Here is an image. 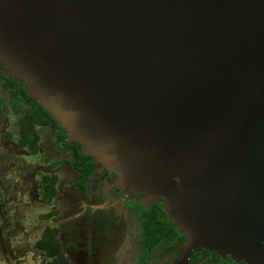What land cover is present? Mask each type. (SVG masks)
<instances>
[{"label": "water", "instance_id": "obj_1", "mask_svg": "<svg viewBox=\"0 0 264 264\" xmlns=\"http://www.w3.org/2000/svg\"><path fill=\"white\" fill-rule=\"evenodd\" d=\"M0 39L5 73L158 190L189 250L178 219L264 264V0H0Z\"/></svg>", "mask_w": 264, "mask_h": 264}, {"label": "rangeland", "instance_id": "obj_2", "mask_svg": "<svg viewBox=\"0 0 264 264\" xmlns=\"http://www.w3.org/2000/svg\"><path fill=\"white\" fill-rule=\"evenodd\" d=\"M6 70L12 74L9 69ZM0 97L5 100L0 104V264H42L40 256L32 251L35 241L48 223L40 221L39 217L57 210L56 220L48 223L57 225V221L69 222L67 215L72 213L77 222L84 226L85 213L80 193L72 190L71 186L77 177L76 173L67 164L63 163L53 171L58 175L56 187L59 189L54 208L35 196L31 174L34 171L51 172L47 169L49 163L72 160V155L56 145L53 126L48 129L37 127L38 144L27 146L24 150L19 149L14 144L15 140L12 141L5 135L8 132H11V136L17 135L19 116L25 113L26 106L15 101L2 87ZM31 148L36 150L35 155L29 153ZM39 175L36 179H39ZM116 187L115 183L95 176L89 189L90 211L97 212L93 214L91 224L87 223L86 226L91 230L94 244L101 240L97 247L93 245L94 251L99 253L95 255V264H137L140 259L139 223L132 210L127 209L124 203L135 200L143 204L147 201L131 192L119 197ZM72 199L74 202L70 204L69 200ZM106 220L116 230L108 242H105L104 234L112 232L111 229L106 230V224L102 223ZM86 226L82 227L83 230ZM64 241L70 244L67 238ZM78 247L82 245L75 249L79 250ZM186 250L187 246L163 243L154 250L148 264H190V252ZM78 254L77 257L83 260V254ZM205 263L206 260L203 259L198 264Z\"/></svg>", "mask_w": 264, "mask_h": 264}, {"label": "trees", "instance_id": "obj_3", "mask_svg": "<svg viewBox=\"0 0 264 264\" xmlns=\"http://www.w3.org/2000/svg\"><path fill=\"white\" fill-rule=\"evenodd\" d=\"M0 87L15 99V101L26 106L25 113L19 116L17 135L11 136V132H8L5 135L6 138H11L12 141L15 140L14 144L18 145L19 149L24 150L27 146L38 144L39 137L36 131L37 127L48 129L50 126H53L55 136L54 141L56 145L60 148L66 149L72 155V160L54 161L49 163L47 169L51 172H35L36 178L38 174H40L37 182L39 185L40 197L45 204L48 206L50 205V207L53 208L55 207V200L58 194L56 187L58 175L53 171L63 163L79 173L80 177L77 185L86 193L89 179L96 171L97 165L94 162V159L82 152L81 146L77 142L68 140L67 133L58 125L57 120L49 115V113L27 93L25 89V81L17 80L6 74L1 65ZM4 102V98L0 97V104ZM29 153L35 155L36 150L31 148ZM135 205L139 208L137 211V218L142 227V257L139 264H146L152 250L164 241L168 243L175 241L181 243L185 242L186 235L166 217L161 200L159 203H153L148 206L141 204H134V206ZM131 206L133 207V205H130V207ZM56 215H58L57 210L52 211L47 215H41L39 220L43 222L48 221L49 223L52 220H56ZM48 217H50V219ZM48 223L46 224L45 222L46 226L43 228L35 248L46 260H53L50 262L51 264H55V258L58 261L57 264H67L68 260H66L64 256V252L58 239L61 226L52 224L48 225ZM200 256V252L193 253L191 256L192 262L196 263ZM208 259L211 264H230L215 252H210ZM236 264L246 263L239 262Z\"/></svg>", "mask_w": 264, "mask_h": 264}, {"label": "flooded vegetation", "instance_id": "obj_4", "mask_svg": "<svg viewBox=\"0 0 264 264\" xmlns=\"http://www.w3.org/2000/svg\"><path fill=\"white\" fill-rule=\"evenodd\" d=\"M0 61H1V63H2V65L4 66V68H5V70L6 69H9L11 72H12V75H18V76H20L18 73H16L14 70H13V68L11 67V65L8 63V62H6L1 56H0ZM5 70H4V72H5ZM6 72L8 73V74H10L7 70H6ZM27 88H28V91L30 92V94L32 95V96H34V97H37V95H36V93L34 92V90H33V88L31 87V85L28 83V85H27ZM61 120V122H62V124L64 125V127L66 128V129H70V131H71V133H70V138L71 139H77L76 137H75V135L73 134V132H72V130H71V128H70V126H69V124L65 121V120H63V119H60ZM84 151L85 152H87V153H90L91 155H93V156H95V158L97 159V162H99V163H96L95 162V160H94V162L96 163V171H95V173L90 177V179H89V182H88V188H87V192L85 193L82 189H81V187L80 186H78L77 185V182H78V180H79V177H80V175H79V173L77 172V171H75V170H73L71 167V169L73 170V171H75V173H76V179H75V182L71 185L73 188H72V190H77L79 193H80V198L82 199V200H80L81 201V203H83V209H84V213H85V222H86V225H87V223L89 224H91V220H92V216H93V214H95V212H97V211H90V208H91V205H90V201H91V197H90V191H89V189H90V187H91V184H92V179L95 177V176H101L102 178H104V180L106 181V182H109V183H115L116 185H117V187L116 188H118L117 189V191H118V196L120 197V196H122L124 193H127V192H131V193H135V194H137L139 197H141V198H144L146 201H147V203H143V204H141V203H138L137 201H135V200H129V201H126L125 203H124V206L128 209H131L132 210V212L134 213V216H135V218H136V220H137V222L139 223V227H140V237H139V243H140V259H139V261H138V263L137 264H139V262L141 261V257H142V245H141V236H142V227H141V223H140V221L138 220V218H137V211L139 210V208H138V206L137 205H135L134 206V204H141V205H146V206H148V205H151V204H153V203H159L160 202V200H161V202H162V206H163V200L162 199H159V201L158 202H150V201H153L154 199H155V197L156 196H153V195H151L150 193H148L147 191H145V190H143V189H139V188H137V187H135L134 186V183L133 182H125L124 180H123V178H122V176H121V174L119 173V176L118 175H116L115 173H111V172H109L108 170H106L105 168H109V170L110 171H113L114 169L112 168V167H110L108 164H106L104 161H102L96 154H95V152L94 151H92L91 149H89V148H87L86 146H85V148H84ZM103 165H101V164ZM59 167H61V165L59 166ZM103 167H105V168H103ZM114 171H116V170H114ZM100 173V174H99ZM32 175V177H33V192L35 193V196L36 197H38L41 201H43L42 199H41V197H40V194H39V185H38V182H37V179H36V174H35V171L31 174ZM114 175H116V176H114ZM126 187V188H125ZM58 190V192H59V189H57ZM141 191H143V192H145V194H146V196L144 195V194H141V193H139V192H141ZM57 196H58V194H57ZM67 198V197H66ZM70 199V198H69ZM44 202V201H43ZM74 202V199H72V200H69V203L70 204H72ZM130 205H133V207L131 206L130 207ZM164 209V208H163ZM165 213H166V211H165ZM69 214V213H68ZM67 217H68V219H69V222H67L66 221V223H64L63 222V220L61 221V222H58L57 221V225L58 226H61V230H60V233H59V236H58V239H59V242H60V245H61V247H62V250H63V252H64V256H65V258H66V260H68V262H67V264H95V259H96V257H95V255L97 256V255H99V253L96 251H94V247H93V245L95 246V247H97V245H99V243L101 242V240H100V242L99 243H97V244H94L93 243V241H92V237H93V235L91 234V230H88V228H87V226L86 225H81V224H79L78 222H77V220L74 218V214H73V216H72V213H70L69 215H67ZM166 217L168 218V216H167V213H166ZM106 219H109L108 217L106 218ZM169 219V218H168ZM170 220V219H169ZM171 221V220H170ZM102 223H105L106 224V226H105V228H106V230H110L111 229V232L112 233H105L104 235H105V237H104V240H105V242H108L109 241V239H111L110 237H111V235L112 234H114L115 232H116V230H115V228L113 227V225L110 223V221L108 220H106L105 222H102ZM176 223L180 226V227H182V228H184L177 220H176ZM85 226H86V229L85 230H83V228H85ZM83 227V228H82ZM104 227V226H103ZM103 227H101L100 229H103ZM91 229V228H90ZM99 229V230H100ZM185 229V228H184ZM186 230V229H185ZM187 231V230H186ZM188 233V232H187ZM85 234V235H84ZM40 236H41V234H40ZM39 236V237H40ZM65 238H67V240H68V242L70 243V244H66V241H64V239ZM189 238H190V250L187 248V252H190V254H189V256H188V261H189V263L190 264H198V263H200V262H202L203 261V259H205L206 260V263L205 264H211V262H209V259H208V255H209V253L211 252V251H208L209 249L210 250H217V251H219L220 253H221V255L222 254H224V253H226V252H224V251H221V250H219V249H216V248H213V247H211V246H209V245H206V244H204V243H199V244H197V245H193L192 244V242H191V237L189 236ZM187 241H188V238H187V236H186V239H185V242L184 243H181V242H178V241H175V242H171V243H168V242H166V241H164V242H162V243H160V244H158L153 250H152V252H151V254H150V257H149V260L147 261V263L146 264H148L149 263V261L151 260V258H152V254H153V252H154V250L158 247V246H160L161 244H163V243H166V244H172V245H175V244H178V245H182V246H187ZM37 242H38V239L35 241V243H34V245H33V249H32V251H33V253H35L36 255H39L40 256V258H41V262H42V264H51L50 262L51 261H53V260H50V261H48V260H46L44 257H43V255L41 254V253H39L38 251H37V249L35 248V246H36V244H37ZM102 244V243H101ZM79 245H82V247H78V248H80L79 250H77V249H75V247H77V246H79ZM195 246H198V248H196V249H194V248H192V247H195ZM201 246H203V247H205V248H207L208 250H206V249H204V248H200ZM194 249V250H193ZM82 253L83 254V260H81V259H79L77 256L79 255L78 253ZM195 252H200V258H199V260L196 262V263H193L192 262V260H191V256L193 255V253H195ZM219 255V254H218ZM221 255H219L221 258H223L225 261H227L228 263H230V264H236V263H239L238 261H236V260H234V259H232L231 257H229V256H221ZM54 262H55V264H57V260H56V258H55V260H54Z\"/></svg>", "mask_w": 264, "mask_h": 264}, {"label": "bare ground", "instance_id": "obj_5", "mask_svg": "<svg viewBox=\"0 0 264 264\" xmlns=\"http://www.w3.org/2000/svg\"><path fill=\"white\" fill-rule=\"evenodd\" d=\"M10 50L11 49L9 47V44L5 40L0 39V56L6 62H8L11 65V67L13 68V70L16 73H18L20 76H23V72H21L19 65L17 64L18 62L14 58V56L11 55ZM25 77H27V76H25ZM27 80H28V83L33 88L36 95L38 96L40 91H41L39 89L38 83L35 80L31 79L30 77H27ZM52 109H54V108H52ZM61 119L65 120L69 124L73 134L75 135V137L77 139H80L82 141L86 140L85 138H83V136L81 137L80 130L78 128H76L72 124V122H70L67 118L63 117L62 115H61ZM85 146L87 148L91 149L92 151H94L95 154L102 161H104L106 164H108L110 167H112L114 170H116L118 173H120L125 182H133L135 187H137L139 189H143L153 196H156V197L158 196V190L152 189V187L149 186V184L146 182V180L143 178V176L140 173H136L135 171H133L130 168H127L126 166L124 167V164L122 165L121 163L120 164L116 163L115 160L112 159V157H114L113 155H111L110 157H107L106 156L107 153L106 154L103 153V150L101 149L100 145H95L92 143V141H86ZM178 220H179L178 222L187 230L189 236L191 237V242L193 245H197L199 243H204V244L209 245L213 248H216V249H219L221 251L226 252L225 250H222L217 244L212 243V241H210L207 237L200 234L201 232H199L196 229V227H193V225L190 222H188V221L185 222V221H182L180 219H178Z\"/></svg>", "mask_w": 264, "mask_h": 264}]
</instances>
